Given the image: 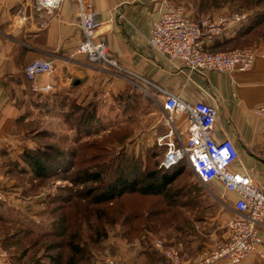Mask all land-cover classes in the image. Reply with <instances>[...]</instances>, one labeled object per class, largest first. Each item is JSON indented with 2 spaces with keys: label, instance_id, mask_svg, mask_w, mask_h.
I'll return each instance as SVG.
<instances>
[{
  "label": "rangeland",
  "instance_id": "obj_1",
  "mask_svg": "<svg viewBox=\"0 0 264 264\" xmlns=\"http://www.w3.org/2000/svg\"><path fill=\"white\" fill-rule=\"evenodd\" d=\"M167 1V10L182 8L185 14L193 18L212 16L231 23L236 16H246L242 22L235 23L233 27L229 26L215 38L237 36L239 30L247 29L259 14L264 13V0ZM203 49L209 52L251 50L256 53V57L259 54L264 55V24L253 33L238 39V44L223 45L215 49H209L204 44ZM79 56L82 62L86 59V55ZM109 59L116 66L87 62L97 66V72L106 77L105 81L100 80L103 84L99 88L91 84L89 88L67 93L70 104L55 106L50 110L43 107L40 113L29 116L30 120L26 121L21 131L25 139L21 142V152L13 149L11 154L0 155V186L6 196V200L2 202L7 206L6 213L0 212V215L8 217L6 220L0 218V242L13 264H28L32 261L29 256H26L23 262L14 256V248L19 243L13 237L23 238L21 231L28 228L22 227L21 221L42 231L59 229L58 223L54 222L67 207L60 212L53 211L63 204L61 201L52 202L53 198L70 196L69 188H75L72 189L74 193L79 189L71 179L63 175L42 182L28 165L25 151L47 150L50 156H44L43 159L46 165L52 168L60 164L78 162L83 154L79 150L80 146L98 141V149L89 145L83 152L88 158V165L101 164V168H106L104 177L110 181L118 176V173L109 172L114 158L119 168L131 167L141 170L154 166V163L163 157L164 148L158 144V138L169 130V116L162 109L163 96L153 84L161 85L144 75L127 71L119 60L111 56ZM111 67L118 70L116 74ZM97 80L95 78V81ZM203 85L206 87L209 84L206 81ZM50 86L49 91L53 88ZM203 91L206 95L211 94L214 103L219 105V101L208 88ZM261 107L257 108L255 113L264 118L258 114ZM173 119L178 121L179 117L173 116ZM34 129L40 133L34 135ZM79 153L81 155H78ZM95 153H100L101 157L94 159ZM186 166L175 184V193H182L186 199L181 197L174 204L165 205L155 196L136 192L123 195L114 201L113 206L90 205L85 211L87 218L83 224L90 254L85 256L83 264H161L163 260L157 257L153 259L148 252L143 251L148 246L151 248V244L164 258L165 252L169 251L176 252L183 261L196 262L224 244L229 239L227 234L230 236L229 221L235 215L234 199L225 195L223 185L218 182L202 183L192 168L188 164ZM78 167L80 166L72 169L70 176L73 177ZM85 167L87 165L84 164L81 168ZM94 167L96 169L99 166ZM184 200L188 204L181 203ZM107 207L111 208L106 210ZM71 208L74 211L76 206ZM96 211L105 215L102 221L96 219ZM97 225L104 226L106 232L99 240L96 237L90 238V234L95 231L92 226ZM193 226H200L201 229V257L195 259L191 258L193 253L182 250L183 242L177 240L180 238L178 229ZM38 235L40 233L36 232L24 239L32 242L39 238ZM52 254L56 255L55 252ZM46 262L50 264L49 260ZM251 262L259 264L257 259Z\"/></svg>",
  "mask_w": 264,
  "mask_h": 264
},
{
  "label": "crops",
  "instance_id": "obj_2",
  "mask_svg": "<svg viewBox=\"0 0 264 264\" xmlns=\"http://www.w3.org/2000/svg\"><path fill=\"white\" fill-rule=\"evenodd\" d=\"M84 3L102 22L99 38L108 44L109 56L119 60L124 69L144 75L187 101L213 104L211 94L203 93L208 88L219 101L218 106L214 103L218 110L215 138H229L239 149L240 157L232 170L249 174L264 191V118L255 113L264 106V55L259 54L247 72L192 73L179 61L163 56L148 41L153 22L169 7L167 0H84ZM238 39L215 38L205 44L215 49L238 44ZM82 40L77 0H63L49 13L39 11L36 0H0V155L11 154L13 149L21 152V142L25 140L21 135L23 125L30 120L29 116L40 113L43 101L65 106L70 104L67 93L103 84L100 80L105 81L106 77L97 72V66L87 64L92 62L87 56L82 62L76 53ZM37 58L55 62L54 72L36 79L39 86L52 85L49 92H35L25 75V66ZM111 68L116 74L118 70ZM206 81L209 85L205 87ZM224 193L234 200L237 197L225 190ZM6 210V204L0 203V212ZM200 234V226L178 229L177 240L183 242L184 252L194 254L193 259L201 257ZM262 237L264 240V230ZM143 251L153 259L163 260L161 264H169L152 244ZM254 259L264 264V245L243 264H254L251 262ZM214 264L231 263L222 259Z\"/></svg>",
  "mask_w": 264,
  "mask_h": 264
},
{
  "label": "built area",
  "instance_id": "obj_3",
  "mask_svg": "<svg viewBox=\"0 0 264 264\" xmlns=\"http://www.w3.org/2000/svg\"><path fill=\"white\" fill-rule=\"evenodd\" d=\"M62 1L36 0L37 9L49 13L58 8ZM77 1L83 40L76 53L86 55L94 63L116 66L109 59L107 43L99 38L102 22L96 13L86 7L84 0ZM245 18V15L236 16L230 23L212 16L193 18L185 14L182 8L165 10L153 22L148 41L163 56L179 61L182 67L192 73L245 71L252 68L255 52H209L203 49L206 40L212 41L221 31ZM55 69L54 61L37 58L29 62L24 71L26 77L34 82L35 91L48 92L50 85L39 86L35 81L39 75L52 73ZM153 86L163 96L162 109L169 116L170 124L169 130L158 138V144L165 150L160 167L170 169L185 160L202 183L218 182L226 192L237 196L234 200L235 215L229 221L230 236L224 244L196 262L181 260L176 252L167 251L165 256L172 264H214L222 259L229 260L231 264H242L264 245V191L249 174L232 170L240 153L231 139L215 138L217 106L204 101H187L168 88ZM258 114L264 117V106L258 110ZM173 116L179 117L178 121ZM4 200L5 192L0 186V202ZM0 264H13L1 242Z\"/></svg>",
  "mask_w": 264,
  "mask_h": 264
},
{
  "label": "trees",
  "instance_id": "obj_4",
  "mask_svg": "<svg viewBox=\"0 0 264 264\" xmlns=\"http://www.w3.org/2000/svg\"><path fill=\"white\" fill-rule=\"evenodd\" d=\"M263 24L264 13H261L247 29L239 30V34L233 38H243L245 35L253 33ZM41 107H45L47 110L55 108L54 104L49 100L43 101ZM32 131H34V135L40 133L36 132V129ZM87 146L96 147L98 149L99 144L98 141H94L87 145H81L79 150L82 151L83 154H78L81 155L78 162H71L69 165L60 164L58 166H52V168L48 167L43 159L44 156H47V158L50 156V154H47V150L46 152L44 150L35 152L29 150L25 151V156L28 157V165L33 169L36 176L42 179V182L63 175L67 177V179H71L74 185H77L76 187H79V189L74 193L73 190H75V188H69L68 191H71L70 196L53 198L52 202L61 201L63 203L54 208L53 211L57 210L60 212V210H64L65 207H67L66 211H63L59 219L54 222L58 223L59 229L55 228L54 230L42 231L27 226L24 221H21L22 227H28L24 231H21V233L24 234L23 238L13 237V239H17V243H19L14 248V256L21 259V262H23L22 260L26 256H29L32 257V261L28 264H46V260H49L50 264H83L86 260L85 256L90 254L89 243L86 240L83 227L84 221L87 218L85 211L90 205L101 206L107 204L108 206H113L114 201L120 199L123 195L136 192L143 195L155 196L160 199L161 202L165 203V205L174 204L181 197L186 199V196H182V193H175V184L183 173L186 164H188L187 161L184 160L170 169L161 168L160 164L165 154L164 150L163 157L160 161H156L152 167L150 166L140 170L131 167L119 168L116 166L117 164L114 158L111 162L109 172L113 171L112 173H118V176L110 181L104 177L106 168H101V164H87L88 158L83 152ZM75 153L77 155V152ZM100 155V153H95L94 159L98 158ZM84 164L87 165V167L81 168L84 167ZM77 166L80 167L77 168L73 177L70 176L72 169H76ZM94 166L99 167L95 169ZM169 201H171V203ZM181 203L188 204L186 200ZM71 205L74 207L76 206L74 211ZM108 208L110 209L111 207H107L106 210H108ZM102 217H105V215L96 211V219L98 221L101 219L102 221ZM0 218L3 220L8 219V217L3 215H1ZM54 223L53 227H55ZM92 227H94L95 231L90 234V238L96 237L99 240L106 235L104 226L97 225ZM36 232L40 233V235H38L39 238L34 239L32 242H27V240L24 239V237L33 236ZM98 240L95 241L97 242ZM53 252H55L56 255H53Z\"/></svg>",
  "mask_w": 264,
  "mask_h": 264
}]
</instances>
